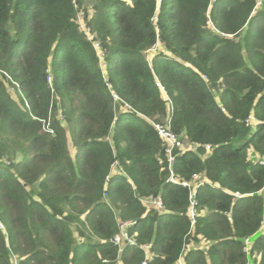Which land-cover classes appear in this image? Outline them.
Instances as JSON below:
<instances>
[{
  "label": "trees",
  "instance_id": "trees-1",
  "mask_svg": "<svg viewBox=\"0 0 264 264\" xmlns=\"http://www.w3.org/2000/svg\"><path fill=\"white\" fill-rule=\"evenodd\" d=\"M255 3L0 0V264H264Z\"/></svg>",
  "mask_w": 264,
  "mask_h": 264
},
{
  "label": "built area",
  "instance_id": "built-area-1",
  "mask_svg": "<svg viewBox=\"0 0 264 264\" xmlns=\"http://www.w3.org/2000/svg\"><path fill=\"white\" fill-rule=\"evenodd\" d=\"M217 0H209V7ZM263 0H256L255 3V7H260L262 4ZM74 2V0H73ZM77 22L79 24V27L81 28V30H83V32L87 35V37L92 40L94 47L96 48V50L98 51V53L100 55H102V53L99 51V44L93 39L94 36L92 33H90V30L88 27L85 26L84 22L82 21V16L81 14H78L77 16ZM157 47V44L154 45L152 48H150L148 51H154ZM147 51V52H148ZM157 85H159L157 83ZM169 117H167L166 119V123L162 124L160 122H154V121H150L151 124L153 125V127L156 129L158 135L165 140L167 146L165 148V153L168 157V162H169V169L171 166V163L174 159V154H173V149L175 147L177 148H182V142L181 140H179L177 138V136L175 135V133L171 130L170 128V124H169ZM206 147H209L208 145H206ZM258 162L261 165H264V154L258 158ZM114 167V164H113ZM171 170V169H170ZM172 171V170H171ZM170 171V174L168 176V180L170 182L176 183L177 182V178L175 177V175ZM181 184L183 186H186L189 190V205L187 207V213L190 217L191 220V224H193L194 222V217H195V212H196V200L194 199L195 197V193H194V189H192L193 187L191 185H193L191 182L189 181H182ZM236 196L238 195V193H234ZM146 204H153L156 208H161V202L159 200V198H155L152 200H145L144 201ZM129 221L127 222H123L119 225V233L117 235H115V237L113 238L114 242L117 244H121L122 242L128 243L130 245H134L135 244V239L131 236H129L125 230L126 226L129 225ZM245 243L246 246L244 247L245 250H247V245L249 243L248 238L245 239ZM147 245L143 246V249L147 251ZM149 257L146 255L145 258L141 261L140 264H147V259ZM178 264H183L182 258H179L177 261Z\"/></svg>",
  "mask_w": 264,
  "mask_h": 264
},
{
  "label": "rangeland",
  "instance_id": "rangeland-1",
  "mask_svg": "<svg viewBox=\"0 0 264 264\" xmlns=\"http://www.w3.org/2000/svg\"><path fill=\"white\" fill-rule=\"evenodd\" d=\"M151 52H152V51H151ZM151 52L148 51V52H147V55H150ZM195 183H196V182H195ZM193 185H194V183H193ZM201 245H202V244H201Z\"/></svg>",
  "mask_w": 264,
  "mask_h": 264
},
{
  "label": "crops",
  "instance_id": "crops-1",
  "mask_svg": "<svg viewBox=\"0 0 264 264\" xmlns=\"http://www.w3.org/2000/svg\"><path fill=\"white\" fill-rule=\"evenodd\" d=\"M252 238V237H251ZM251 238H250V241H251Z\"/></svg>",
  "mask_w": 264,
  "mask_h": 264
}]
</instances>
